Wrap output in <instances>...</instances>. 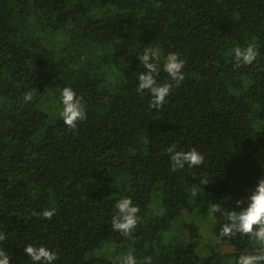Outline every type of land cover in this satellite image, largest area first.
<instances>
[{
	"label": "trees",
	"instance_id": "1",
	"mask_svg": "<svg viewBox=\"0 0 264 264\" xmlns=\"http://www.w3.org/2000/svg\"><path fill=\"white\" fill-rule=\"evenodd\" d=\"M151 42L185 60L159 109L135 89V53ZM249 43L257 60L236 67L233 49ZM65 85L86 106L75 130L56 111ZM172 143L204 163L171 171ZM261 171L264 0H0V248L11 264L29 243L55 250L56 264H116L129 250L138 264H235L250 241L218 240L224 220L207 209L230 207ZM122 195L140 208L131 237L110 228ZM48 207L52 219L35 215Z\"/></svg>",
	"mask_w": 264,
	"mask_h": 264
},
{
	"label": "clouds",
	"instance_id": "2",
	"mask_svg": "<svg viewBox=\"0 0 264 264\" xmlns=\"http://www.w3.org/2000/svg\"><path fill=\"white\" fill-rule=\"evenodd\" d=\"M142 70L136 73L135 89L138 94H148V106L159 109L171 94L174 87L185 80V60L176 52L168 51L166 54L159 45L152 42L144 45L135 53ZM258 49L249 43L246 46H236L232 51V60L236 67L251 65L257 60ZM136 72V71H135ZM161 72L167 74L164 81H158ZM33 97L31 90L24 93V100L30 102ZM57 114L64 125L72 130L80 122L87 119L86 106L81 95L71 86L65 85L58 90ZM171 171L184 170L201 166L204 155L197 147L187 150L178 148L176 143L166 148ZM201 185H208V178L202 175L199 179ZM222 199H212L207 209L210 222L216 223L217 216L224 222L220 224L217 239H235L240 237L250 241L252 247L243 249L236 257L235 264H264V171L257 176L256 182L246 188L242 193L231 196V206L225 207ZM110 228L122 236L131 237L140 219L139 206L133 202L130 195H122L113 204ZM56 209L48 207L35 215L45 219H52ZM6 233L0 232V241ZM23 253L27 259H20L21 264L30 261L31 264H56L58 254L45 244H26ZM12 253L5 247L0 248V264H11ZM116 264H138L136 255L131 251L122 253L116 258ZM145 264H151L150 258H145Z\"/></svg>",
	"mask_w": 264,
	"mask_h": 264
},
{
	"label": "rangeland",
	"instance_id": "3",
	"mask_svg": "<svg viewBox=\"0 0 264 264\" xmlns=\"http://www.w3.org/2000/svg\"><path fill=\"white\" fill-rule=\"evenodd\" d=\"M207 229V228H206ZM208 230H210V228H208Z\"/></svg>",
	"mask_w": 264,
	"mask_h": 264
}]
</instances>
